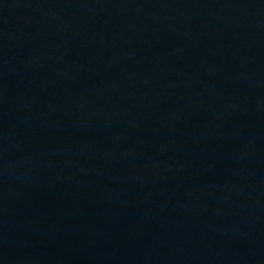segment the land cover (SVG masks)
<instances>
[{
	"label": "water",
	"instance_id": "obj_1",
	"mask_svg": "<svg viewBox=\"0 0 264 264\" xmlns=\"http://www.w3.org/2000/svg\"><path fill=\"white\" fill-rule=\"evenodd\" d=\"M0 264H264V0H0Z\"/></svg>",
	"mask_w": 264,
	"mask_h": 264
}]
</instances>
